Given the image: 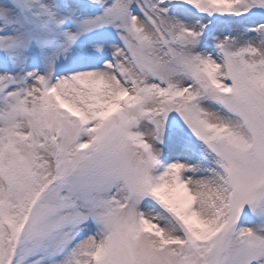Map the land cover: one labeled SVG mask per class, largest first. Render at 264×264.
<instances>
[{
  "label": "snow or ice",
  "instance_id": "6c2138e0",
  "mask_svg": "<svg viewBox=\"0 0 264 264\" xmlns=\"http://www.w3.org/2000/svg\"><path fill=\"white\" fill-rule=\"evenodd\" d=\"M0 264H264V0H0Z\"/></svg>",
  "mask_w": 264,
  "mask_h": 264
}]
</instances>
